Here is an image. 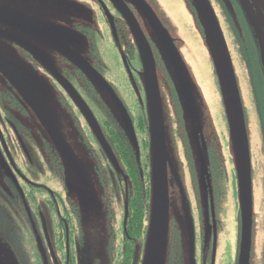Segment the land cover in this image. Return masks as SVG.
<instances>
[{
    "label": "flooded vegetation",
    "instance_id": "flooded-vegetation-1",
    "mask_svg": "<svg viewBox=\"0 0 264 264\" xmlns=\"http://www.w3.org/2000/svg\"><path fill=\"white\" fill-rule=\"evenodd\" d=\"M184 1L210 52L221 135L157 0H0V264H145L151 125L144 58L130 17L152 51L164 111L170 199L165 264H264V106L259 103L262 89H255V69L264 83V0H209L227 42L244 109L252 178L249 242L242 217L241 158L220 69L195 0ZM177 56L189 86L181 85ZM3 65L34 86L71 155L51 136ZM238 66L247 73L252 112L255 103L260 116L257 153ZM60 78L88 105L104 143ZM117 100L132 121L138 147ZM77 157L92 160V181L78 169ZM261 190L256 211L254 196ZM230 197L236 224L232 240L225 236L222 220L223 204ZM87 206L94 215L104 214L108 242L101 257L86 246Z\"/></svg>",
    "mask_w": 264,
    "mask_h": 264
},
{
    "label": "water",
    "instance_id": "water-1",
    "mask_svg": "<svg viewBox=\"0 0 264 264\" xmlns=\"http://www.w3.org/2000/svg\"><path fill=\"white\" fill-rule=\"evenodd\" d=\"M196 6L201 13L203 20L206 23L207 32L210 38L211 49L216 63L220 69V78L223 82V88L227 95L229 107L230 126L233 138L237 144V153L241 158V203L244 231L247 236V241L251 240V225H252V178L251 166L249 157V143L246 131V123L244 117V109L240 96V90L237 83L234 67L227 46L226 39L222 32L219 21L216 17L214 9L209 0H195ZM131 25L134 34L138 40L144 58V76L148 96L149 114H150V131H151V153H152V172H151V205H150V223L147 231L146 239V255L145 264H165L166 255L169 246L170 234V199L168 193V178H167V147L165 138V122L163 104L160 95V88L156 72V63L144 35L133 18L130 17ZM160 32V31H159ZM166 43L171 40L166 38L165 34L161 33ZM262 60L264 69V36L262 34ZM175 58L176 69L178 68V76L183 87L189 86L188 75L179 56ZM5 72L12 79V82L26 97L38 117L45 124L51 136L58 142V145L63 148L67 155H71L67 146L62 142L59 134L52 126L50 119L51 115L45 109L44 101L34 86L28 82L22 75L10 69V66L3 65ZM89 70L107 89L112 90L108 83L96 72L92 67ZM61 80V78H60ZM66 89L74 98L81 112L90 124L98 138L104 143V137L101 133L96 118L85 101L81 98L78 92L68 83ZM117 106L123 116L124 121L134 143L137 145L136 136L132 121L126 112L122 103L117 100Z\"/></svg>",
    "mask_w": 264,
    "mask_h": 264
},
{
    "label": "rangeland",
    "instance_id": "rangeland-1",
    "mask_svg": "<svg viewBox=\"0 0 264 264\" xmlns=\"http://www.w3.org/2000/svg\"><path fill=\"white\" fill-rule=\"evenodd\" d=\"M159 6L163 10L166 19L169 22V25L174 32L172 36H174L177 40L180 41L179 49L184 57V60L187 64V67L192 75L196 84L200 86L202 92L204 93V98L208 102L210 107L212 117L216 126L219 129L220 135L222 134V126L223 119L222 114L219 110L217 95L215 93L217 85L215 82L213 65L211 62L210 52L207 50L206 45L203 41V37L200 33L198 26L195 24V20L193 16L189 13L186 2L184 0H157ZM235 54V52H233ZM246 72L238 66V78L239 85L242 93V97L245 101V107L250 113V124L251 127L255 130L253 144L254 151L257 153L258 148H260V116L255 109L254 103V113L253 110V102L251 101V87L247 82ZM249 96V98H248ZM256 101V99H255ZM254 101V102H255ZM224 153V152H223ZM260 153V152H259ZM260 159V158H259ZM77 165L78 169H80L81 173L86 176L90 181L93 180L94 176L92 174L93 163L89 157H77ZM229 168V167H228ZM227 168V169H228ZM85 179V178H84ZM261 186V185H260ZM261 189V187H260ZM231 192L229 189L228 193ZM227 193V198H228ZM232 194V192H231ZM261 194L256 193L255 198V210L259 211L258 206L260 205ZM77 197V196H76ZM263 197V196H262ZM227 198L223 204V213L222 220L224 222V227L227 236V239L232 240L235 239V213L232 203V198L230 197L228 202ZM77 202L80 204L79 199L77 197ZM145 203V202H144ZM149 205V203H147ZM146 204V206H148ZM151 205V202H150ZM82 207V206H81ZM84 234L86 246H88L89 251H91L94 257L103 256L104 252H106V244H107V230L104 225V214L100 213L99 215H94L91 209L87 206L84 209ZM83 211V210H82ZM144 225H148L147 217L145 218ZM232 233V237L231 234Z\"/></svg>",
    "mask_w": 264,
    "mask_h": 264
},
{
    "label": "trees",
    "instance_id": "trees-1",
    "mask_svg": "<svg viewBox=\"0 0 264 264\" xmlns=\"http://www.w3.org/2000/svg\"><path fill=\"white\" fill-rule=\"evenodd\" d=\"M255 73H256V76H255V89L256 90H260L262 89V92L261 94L259 95V103L261 106H264V83H263V79L262 77H260V72H259V76L257 75L258 72L257 70L255 69ZM263 93V94H262ZM263 110H262V114H263ZM264 119V118H263ZM127 158V161H128V157ZM129 162V161H128ZM147 207L145 206V208H143V218L145 217V212L147 211ZM147 231H148V225H143V242L146 243V239H147Z\"/></svg>",
    "mask_w": 264,
    "mask_h": 264
}]
</instances>
